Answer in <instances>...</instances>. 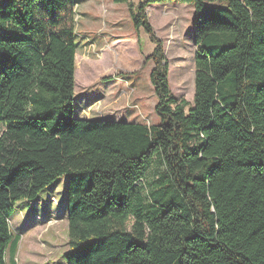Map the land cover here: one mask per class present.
I'll use <instances>...</instances> for the list:
<instances>
[{"label":"trees","instance_id":"16d2710c","mask_svg":"<svg viewBox=\"0 0 264 264\" xmlns=\"http://www.w3.org/2000/svg\"><path fill=\"white\" fill-rule=\"evenodd\" d=\"M113 1L155 44L158 124L75 114L76 2L0 0V264L16 203L64 176L66 264H264V0ZM167 2L194 8L193 104L147 14Z\"/></svg>","mask_w":264,"mask_h":264},{"label":"rangeland","instance_id":"374dc122","mask_svg":"<svg viewBox=\"0 0 264 264\" xmlns=\"http://www.w3.org/2000/svg\"><path fill=\"white\" fill-rule=\"evenodd\" d=\"M76 9L74 41L75 114L86 118L111 117L158 124L157 95L150 80L154 61L149 59L155 44L130 18L129 3L113 0H73ZM140 0H129L139 3ZM84 3V5L82 4ZM97 3L104 7H97ZM147 9L149 21L161 39L169 63V83L175 97L193 104L195 93V53L193 6L167 2ZM176 5L178 7H173ZM157 6V7H156ZM111 76L110 80H103ZM4 124L0 121V134ZM162 170L154 161L146 179L149 185ZM67 176L44 189L37 201L20 200L11 219L14 236L20 235L17 264H66L68 250ZM11 264V245L6 250Z\"/></svg>","mask_w":264,"mask_h":264},{"label":"crops","instance_id":"0c3cea01","mask_svg":"<svg viewBox=\"0 0 264 264\" xmlns=\"http://www.w3.org/2000/svg\"><path fill=\"white\" fill-rule=\"evenodd\" d=\"M82 4L84 5V3H82ZM98 4H99V3H97V7H99V8H101V7L103 8V7H104L103 4H100V5H98ZM154 6H155V4L152 5V6H150V7H154ZM163 6H170V5L164 4ZM77 7L80 8V7H82V5L78 4ZM77 7H76V9H77ZM156 7H157V6H156ZM173 7H178V6L173 5ZM79 117L86 118V117H84V116H81L80 114H79ZM102 118H109V117H102Z\"/></svg>","mask_w":264,"mask_h":264}]
</instances>
